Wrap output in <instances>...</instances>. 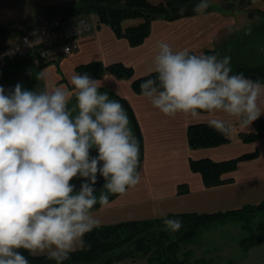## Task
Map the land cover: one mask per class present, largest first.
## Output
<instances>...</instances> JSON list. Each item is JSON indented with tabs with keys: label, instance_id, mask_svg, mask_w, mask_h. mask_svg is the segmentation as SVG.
I'll return each instance as SVG.
<instances>
[{
	"label": "clouds",
	"instance_id": "clouds-1",
	"mask_svg": "<svg viewBox=\"0 0 264 264\" xmlns=\"http://www.w3.org/2000/svg\"><path fill=\"white\" fill-rule=\"evenodd\" d=\"M209 3L200 0L193 11L203 13ZM230 61L158 41L149 69L155 75L141 83V94L168 117L207 113L208 126L228 136L233 121L249 126L264 114V82L234 74ZM68 83L71 89L0 86V264H30L21 250L64 264L90 247L84 237L101 226L94 207L141 183L139 141L123 105L88 73H73ZM98 175L105 182L97 196ZM74 179L81 180L78 190ZM158 218L163 230L183 226Z\"/></svg>",
	"mask_w": 264,
	"mask_h": 264
},
{
	"label": "crops",
	"instance_id": "crops-1",
	"mask_svg": "<svg viewBox=\"0 0 264 264\" xmlns=\"http://www.w3.org/2000/svg\"><path fill=\"white\" fill-rule=\"evenodd\" d=\"M43 12L44 7L36 8L35 14L24 13L0 22V27L5 30L0 36V46L12 44L28 27L50 16L43 15ZM4 23L8 28L2 27ZM95 26L91 35L80 40L78 50L60 61L41 64L24 60L0 70V86L6 91L17 83L34 91L61 85L71 89L69 76L76 73L78 66L91 62H99L103 66L121 63L133 70L135 78L142 77L149 74L151 57L158 41L169 43L174 50L188 48L196 54L205 49L225 52L230 47L232 31L236 29L237 22L232 13L216 9L174 21L156 19L150 24L148 36L137 47H131L125 39L117 38L109 27ZM41 73L44 75L41 76ZM99 81L102 85L100 89L112 95L113 99L127 104L139 129L142 145L138 170L141 183L125 194L110 199L109 205L93 209L101 226L156 219L161 213L234 210L264 200V135L250 143L231 140L229 144L219 147L190 149L186 138L188 126L207 124L211 118L209 114H202L200 119L182 113L168 117L154 108L142 94L134 93L130 81L107 73ZM261 119H264V114L249 126L233 121L232 136L237 137L238 132H250L254 123ZM253 152H256V157L238 162L234 171L222 175L225 182L216 187L206 188L200 175L189 169L190 159L219 162ZM180 185L186 186V193H177ZM157 193L161 199H153ZM232 223L236 226H232ZM253 223L250 231L235 221L221 222L219 230L214 232L213 255L216 260L212 263L218 264L217 259L222 255V264H264V241L256 242L248 249L240 245V241L251 233L257 239L260 231H264V215L256 214ZM221 226L228 228L220 229ZM235 230L245 231L248 235L232 242L230 235Z\"/></svg>",
	"mask_w": 264,
	"mask_h": 264
},
{
	"label": "trees",
	"instance_id": "trees-1",
	"mask_svg": "<svg viewBox=\"0 0 264 264\" xmlns=\"http://www.w3.org/2000/svg\"><path fill=\"white\" fill-rule=\"evenodd\" d=\"M256 0H210L209 8L204 12L216 9L231 13L238 9H248ZM200 0H162L156 5L147 0H71L64 5L47 7L45 12L49 15L72 16L85 15L94 18L97 26L109 27L117 38L125 39L131 47H137L143 43L150 31L153 20L163 19L174 21L181 18L192 17L199 13L193 11L194 6ZM183 9V11H181ZM5 30L0 27V36ZM203 54L223 53L205 49ZM196 54V53H194ZM5 69V68H4ZM235 73H243L253 80L264 82V67L238 66L232 70ZM76 73H88L96 79L104 74H109L117 79L130 81L131 89L136 94H141V83L152 76L145 75L135 78L130 67L121 63L103 66L99 62H91L76 68ZM116 99V98H115ZM117 100V99H116ZM127 113L130 126L139 141V166L141 162V136L135 119L127 104L118 100ZM264 135V119L256 122L255 129L250 132H238L237 138L242 143L254 142ZM187 143L190 149L214 148L231 142V135L225 136L210 128L208 124L189 125L186 133ZM256 157V152L243 154L236 158L215 162L210 159L189 160V169L200 175L206 188L216 187L225 182L222 175L234 171L238 162ZM139 167L137 168V171ZM187 192L185 185L177 187L178 194ZM118 194H113L110 199ZM100 207L97 204L95 208ZM256 214L264 215V200L259 203L243 206L234 210L216 211L208 213H183L168 214L167 218L180 219L183 226L179 231L170 232L163 230V219L126 221L112 225H102L86 234L85 241L90 245L83 250H76L70 254V259L64 264H116L126 259L138 256L147 257L148 261L156 260L159 264H198L191 262L187 257L180 259L183 243H191L197 232L208 227L214 222L225 220L240 221L242 228L250 230L254 227L253 218ZM264 241V231L255 239L251 233L240 241L244 249H248L256 242ZM23 254L28 257L30 264H55L46 256H30L26 251Z\"/></svg>",
	"mask_w": 264,
	"mask_h": 264
},
{
	"label": "rangeland",
	"instance_id": "rangeland-1",
	"mask_svg": "<svg viewBox=\"0 0 264 264\" xmlns=\"http://www.w3.org/2000/svg\"><path fill=\"white\" fill-rule=\"evenodd\" d=\"M71 0H0V22L6 21L10 18H14L15 16H20L21 14H30L36 12V8L44 7V12L47 14L45 9L47 7L64 5ZM149 3L156 5L162 0H147ZM216 1V0H215ZM237 22L236 29L232 31L231 37L233 38L230 43V47L223 55H228L231 57V67L232 70L236 69L238 66L245 67H264V52H261L259 49L264 47V0H256L253 4H251L248 9H238L234 12H231ZM35 14V13H33ZM49 15V14H47ZM54 16V15H50ZM91 21L94 22V18L87 16ZM4 28H8L4 23ZM201 54V53H200ZM100 92H106L102 89H99ZM109 95L110 99L114 97ZM115 100V99H114ZM255 124L251 131L255 129ZM233 132H231V138L233 141L238 140L237 137L232 136ZM260 216V214H259ZM254 220V218H253ZM225 221H229L225 220ZM224 221V222H225ZM234 221V220H231ZM237 224L242 223L240 221H235ZM221 222H214L210 224L205 229L200 230L196 237L193 239L191 243H183L181 245L180 252L178 253V257L180 259L188 258L191 262H196L198 264H215L214 262V243L213 237L214 232L218 231V225ZM216 226V227H213ZM232 226H236L232 223ZM216 228V229H215ZM222 228H228L221 226ZM247 232H243L240 230H235L230 235V239L234 242L238 238H242L247 236ZM229 240V239H228ZM223 256L221 255L218 260V264H222L221 261ZM119 264V263H117ZM120 264H159L158 261L152 260L148 261L147 257L138 256L133 259H126L122 261Z\"/></svg>",
	"mask_w": 264,
	"mask_h": 264
},
{
	"label": "built area",
	"instance_id": "built-area-1",
	"mask_svg": "<svg viewBox=\"0 0 264 264\" xmlns=\"http://www.w3.org/2000/svg\"><path fill=\"white\" fill-rule=\"evenodd\" d=\"M95 28L85 15L47 16L28 27L12 44L0 46V70L24 60L41 64L60 61L76 52L80 40Z\"/></svg>",
	"mask_w": 264,
	"mask_h": 264
},
{
	"label": "water",
	"instance_id": "water-1",
	"mask_svg": "<svg viewBox=\"0 0 264 264\" xmlns=\"http://www.w3.org/2000/svg\"><path fill=\"white\" fill-rule=\"evenodd\" d=\"M97 153H96V151L93 149L92 151H91V155L92 156H95ZM104 179H103V177H101V176H97V183H96V185H95V188L97 189V193H99V191L102 189V187H103V184H104ZM72 183H74V184H76L77 185V190H78V188H79V184L81 183V180L80 179H74L73 181H72Z\"/></svg>",
	"mask_w": 264,
	"mask_h": 264
},
{
	"label": "flooded vegetation",
	"instance_id": "flooded-vegetation-1",
	"mask_svg": "<svg viewBox=\"0 0 264 264\" xmlns=\"http://www.w3.org/2000/svg\"><path fill=\"white\" fill-rule=\"evenodd\" d=\"M97 194V196L99 195V193H96ZM113 195V194H112ZM111 196V195H110Z\"/></svg>",
	"mask_w": 264,
	"mask_h": 264
}]
</instances>
